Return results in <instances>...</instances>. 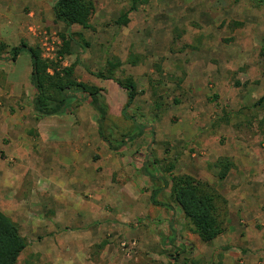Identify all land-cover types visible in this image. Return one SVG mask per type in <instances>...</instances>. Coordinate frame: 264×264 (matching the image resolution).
<instances>
[{
    "label": "rangeland",
    "instance_id": "rangeland-1",
    "mask_svg": "<svg viewBox=\"0 0 264 264\" xmlns=\"http://www.w3.org/2000/svg\"><path fill=\"white\" fill-rule=\"evenodd\" d=\"M55 1L0 0V210L27 241L16 264H264V224L256 218L264 213V133L257 127L264 108L249 107L264 94V8L247 0H148L118 25L130 0H93L90 27L82 28L55 22ZM21 44L48 64V73L71 67L78 82L102 89L103 132L113 146L136 134L137 125L143 133L112 151L90 128L94 99L78 90L71 114L37 119L31 58L23 51L9 59ZM109 62H119L115 76L131 77L138 91L126 116L107 84L123 88L91 74ZM27 113L34 123L15 130L14 120L25 122ZM52 121L71 133L83 127L78 162L56 158L68 139L56 138L54 153L46 144ZM112 156L121 160L119 172ZM223 156L234 167L218 180L214 163ZM88 168L96 182H86ZM79 169L86 178L73 175ZM179 174L213 185L224 200L226 231L210 243L192 232L170 197V178ZM93 188L110 197L123 190L133 204L103 209L120 214L113 224L85 209L78 256L34 255L31 247L56 216L54 192L90 196ZM155 188L166 206L150 202Z\"/></svg>",
    "mask_w": 264,
    "mask_h": 264
},
{
    "label": "trees",
    "instance_id": "trees-1",
    "mask_svg": "<svg viewBox=\"0 0 264 264\" xmlns=\"http://www.w3.org/2000/svg\"><path fill=\"white\" fill-rule=\"evenodd\" d=\"M146 1L148 0H130L128 8L119 15L115 23L126 25L129 13L135 11L140 4ZM247 1L255 7L264 8V0ZM94 10L93 0H56L52 6L54 21L61 22L67 27L78 25L82 28H89ZM23 51L27 52L31 58V84L36 91L32 100V108L37 119L43 116L70 113L72 104L77 101L76 96L71 92L78 90L84 97L88 96L94 99V108L98 114L96 122L99 136L112 151H117L122 145L141 135L143 129L137 125L138 132L136 134L122 138L120 143L113 146L103 132L108 106L102 89L78 82L71 67H66L60 72L48 73V64L37 57L34 50L25 44L11 48L9 59H16ZM108 64L109 67L106 71L91 72V74L98 79H110L126 91V102L122 109V115L126 116L125 110L132 104L138 91L131 77L118 78L115 76V71L120 66L119 62H109ZM249 107L263 109L264 94ZM257 127L260 132L264 133V117L257 120ZM214 166L218 168L217 179L223 180L234 164L229 157L223 156L215 161ZM147 175L154 178L149 172ZM170 183V197L189 222L192 232L202 242L210 243L226 231V206L213 185L196 180L187 174L172 176ZM167 186V181L163 179V187ZM160 191V188L152 190L149 197L150 202L153 205L166 206L156 199ZM26 246L27 241L21 235L18 226L0 210V264H16L19 255Z\"/></svg>",
    "mask_w": 264,
    "mask_h": 264
},
{
    "label": "crops",
    "instance_id": "crops-1",
    "mask_svg": "<svg viewBox=\"0 0 264 264\" xmlns=\"http://www.w3.org/2000/svg\"><path fill=\"white\" fill-rule=\"evenodd\" d=\"M25 53H27V52H25ZM107 86L111 87V89H113V90L115 89L116 90L115 92H117V96H118L119 101H121V102L123 101L125 104V102H126V91L124 89L118 90L117 88H115V86H113L112 84H109V83L107 84ZM71 94H73V93L71 92ZM74 95L76 96V98L79 97L78 94H74ZM136 97H137V95L135 96L134 100L136 99ZM134 100H133V102H134ZM133 102H132V104H133ZM73 110L74 109L71 110L70 114L72 113ZM94 111H95V115H96L95 118L96 119L94 121L90 122L89 124H90L91 130L92 131L95 130L96 136H98L100 138L99 133H98L97 122H96L98 114H97V111L95 110V108H94ZM33 113H34V111H33ZM65 114H68V113L58 114V115H65ZM34 116H35V113H34ZM25 119H27L25 122H23L21 119L14 120V122H15L14 129L17 130L19 128L20 129L29 128V126H30L29 124L34 123L32 116L29 115L28 113H27V118H25ZM52 122H49V123H52ZM56 123H54V122L52 123L53 124V126L51 127L52 130L49 128L50 133H48V136H47L48 141L46 142V144L49 146H51V145L53 146V153H54L55 148H56L55 139L56 138H58L59 140L63 139V138L68 139V141L63 140L61 142V144L63 145L62 147L56 148V150L59 151V152L58 151L56 152V154H57L56 158L58 161L71 160L73 162H78V160H80L79 157H80V153H81L80 146L83 145L82 144L83 143L82 137L84 135V132L82 131L83 127L82 126H75L74 129H76L78 131H76L75 133H71L70 131L67 130L68 127L63 126V122H56ZM75 125H79V122H76ZM81 125H83V122H81ZM53 130H56V131H55V134L52 135V132H54ZM40 136H41L40 140H42L43 139L42 134H40ZM100 140L108 147V145L101 138H100ZM86 144H88V140H86ZM122 146H124V145H122ZM11 147L13 148V146H11ZM49 148L50 147H48V150H49ZM1 151H3V150H1ZM68 155H70V156H68ZM108 155H110L109 152H108ZM110 163H111V166L113 167L115 172L120 171L119 169H120L121 160L119 158H115L112 156ZM78 171H79L78 173L76 172L73 175L80 177V178L85 177L82 171H81L82 173L80 175V169ZM87 172H88L89 177H87L86 182H90V183L96 182L97 181L96 179L99 176L95 172L93 173L91 170H89V168H88ZM89 191L91 193L90 196H88V195L85 196V195H81V194L78 195V194H75L74 191L67 192L66 190H63V191L59 190V191L54 192V198L51 200L54 202L56 201L58 203L56 204L57 212H56V216H55L53 224L61 225L62 227L58 228L59 231L58 230H52V228H51L52 223L49 222L48 224H46L45 228L47 227L48 230L45 231V234H44L45 236L43 237V241H41V243H38L37 245H34L31 247V249H32L31 251H32V253H34V255H37V256L40 255L41 256V254H42L45 257H47V256L52 257L55 254V256H60L59 252L62 250H66L72 256H74V257L78 256V253H77V252H79L78 248L80 249V247L82 245V238H81L82 234L81 233L78 234V231L79 232L81 231V228H79V224L83 223L85 209H91V210L97 209V213H96L97 216H95L97 219L102 218L103 221L108 220L110 224H113V222H111V221L118 219L119 217L121 218V216H119L120 214L115 213V212L110 214L109 212H105L103 209L110 208L112 210H116L117 208L121 209L123 207H126V205L131 207V205L133 204V201L131 198H129V196L127 197V203L125 202V200H124L125 192H123V190L119 191L121 193L119 195H117V194L113 195L112 194L113 197H110L109 195L105 196L104 192H102L101 190H99L97 188L89 189ZM85 193L86 192L83 191L82 194H85ZM82 198H83V201H82ZM116 198H118V199L116 200ZM122 201L124 202V204L121 203ZM117 202H119V203H117ZM256 218L259 220V222L261 224H264V213H258ZM72 261H74V260H72ZM61 263L62 262H60V264Z\"/></svg>",
    "mask_w": 264,
    "mask_h": 264
}]
</instances>
